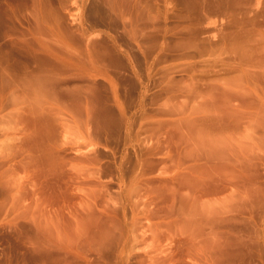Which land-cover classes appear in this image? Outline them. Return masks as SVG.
<instances>
[{
    "label": "rangeland",
    "instance_id": "374dc122",
    "mask_svg": "<svg viewBox=\"0 0 264 264\" xmlns=\"http://www.w3.org/2000/svg\"><path fill=\"white\" fill-rule=\"evenodd\" d=\"M0 264H264V0H0Z\"/></svg>",
    "mask_w": 264,
    "mask_h": 264
}]
</instances>
